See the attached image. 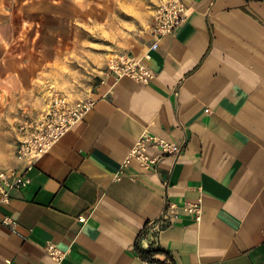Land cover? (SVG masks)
<instances>
[{"label":"crops","instance_id":"0c3cea01","mask_svg":"<svg viewBox=\"0 0 264 264\" xmlns=\"http://www.w3.org/2000/svg\"><path fill=\"white\" fill-rule=\"evenodd\" d=\"M108 1L121 10L129 3ZM162 1L152 0V17ZM33 3L0 0V93L22 100L53 52H33ZM186 3V21L146 61L150 84L100 71L95 107L32 166L15 158L12 167L30 182L0 204V264H58L49 242L67 253L61 264H264V1ZM39 4L40 15L62 21L65 5L78 2ZM152 24L144 46L107 63L143 58ZM62 26L53 36H64ZM144 133L182 153L154 170L136 161L125 167ZM191 204L202 206L200 221L184 210ZM6 217L15 231L2 225ZM137 247L161 251L146 260Z\"/></svg>","mask_w":264,"mask_h":264},{"label":"rangeland","instance_id":"374dc122","mask_svg":"<svg viewBox=\"0 0 264 264\" xmlns=\"http://www.w3.org/2000/svg\"><path fill=\"white\" fill-rule=\"evenodd\" d=\"M32 2L27 27L33 52L43 45L51 46L53 52L33 75L31 93L25 100L0 93V169L12 167L15 161L16 121L21 114L42 111L55 91L83 101L92 93L100 71H106L111 54L144 46L153 20L152 0H129L126 10L108 0H76L74 8L65 5L62 21L60 14L40 15V0ZM61 24L64 36H53ZM32 59H36L35 53Z\"/></svg>","mask_w":264,"mask_h":264},{"label":"built area","instance_id":"2783aa9c","mask_svg":"<svg viewBox=\"0 0 264 264\" xmlns=\"http://www.w3.org/2000/svg\"><path fill=\"white\" fill-rule=\"evenodd\" d=\"M187 14L186 0H163L157 5L153 15L152 36L154 42L145 52L143 58L129 54L112 58L107 63L106 73L118 79L129 78L139 84H150L154 74L146 61L151 59V52L159 47V42L164 37L172 36L179 30L186 21ZM96 102L89 95L83 101L74 103L61 92H53L50 101L42 111L36 114H26L19 122L18 142L15 148L16 160L29 162L32 166L36 160L48 154L74 124L95 107ZM151 150H155V153L152 154ZM182 150V145L151 133H144L132 147L124 166L127 167L132 161H136L146 170H154L163 158L167 156L177 158ZM29 182L25 172L17 167L0 169V204L10 203L12 190L25 186ZM168 208L173 211L177 205L169 203ZM184 210L198 221L201 220L202 206L200 204L187 205ZM79 220L84 222L85 218H79ZM1 223L15 231L14 223L10 218H4ZM46 250L58 264H61L67 255L53 242L47 244Z\"/></svg>","mask_w":264,"mask_h":264},{"label":"trees","instance_id":"16d2710c","mask_svg":"<svg viewBox=\"0 0 264 264\" xmlns=\"http://www.w3.org/2000/svg\"><path fill=\"white\" fill-rule=\"evenodd\" d=\"M264 1V0H263ZM137 252L140 254V256L142 257V258H144V259H146V260H151L152 259V257H153V255L155 254V253H160L159 251H161V250H159V249H157V250H149V251H142V250H140L138 247H137ZM154 253V254H153Z\"/></svg>","mask_w":264,"mask_h":264}]
</instances>
